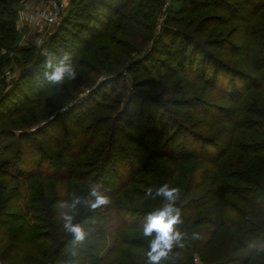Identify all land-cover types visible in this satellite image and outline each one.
<instances>
[{
	"label": "trees",
	"instance_id": "1",
	"mask_svg": "<svg viewBox=\"0 0 264 264\" xmlns=\"http://www.w3.org/2000/svg\"><path fill=\"white\" fill-rule=\"evenodd\" d=\"M20 1L0 0V71L10 60L20 63L18 57L10 55L13 51L22 54L23 64L33 60L29 49L17 48L19 33L16 29L15 5ZM90 7H94L98 13H89ZM262 8L264 0H170L164 23L165 27L175 21L187 19L184 24H179L181 27L169 32L171 37L180 40L177 66L189 77L187 82L197 84L199 79L203 80V72L206 71V66L211 64L210 77L204 79V83L214 89L220 97L233 101L238 106L236 111L243 116L235 122L230 132L232 137V134L238 131L240 137L247 141L237 144L239 159L235 167L226 169L229 158L223 156L220 141L217 142L215 136L205 137L206 135L202 136L182 126L165 136L163 131L158 129L157 111L145 117L138 105L141 98H132L110 121L101 119L102 112L105 111L104 104L96 103L88 108L89 116L97 115L96 120L90 123H85L89 116L86 117L81 111L72 112V108L66 116L69 126L62 127L59 123L61 116L57 114L49 124L45 123L32 133L22 132L14 135L15 141H11V134L0 127V176L17 177L9 167L16 169L18 164L26 162L27 167L18 173L23 182L51 178L49 171L42 170L43 164L64 168L63 176L70 180L74 171L82 166L76 159L80 155L90 154L96 137L105 130L108 135L99 150L102 153L98 163L100 172L109 170L112 174L116 173L112 169L114 159L120 162L128 160L133 166L137 159H141L144 164L151 158H161L172 167L168 175L169 179H172L179 164L194 163V174L188 179L177 202V206L182 210L183 223L176 225V228L183 233V239L180 244L174 245L169 258L162 264H189L188 259L191 258L193 250L199 251L201 262L204 264H264V50L251 56L249 66L252 70H241L209 51L223 50L224 55L237 56L240 47L232 41L234 28L226 31L224 35L222 31L217 35L208 31L211 26L225 25L233 20L245 22L243 27L247 31L246 21ZM204 9L213 12L209 11L196 19L194 15L188 17ZM115 14V9L104 1H78L69 15L58 24L52 36L65 37L69 34L73 48L88 49L106 35ZM169 33L167 32V36ZM162 37L156 42L161 43ZM99 50L100 46L96 45L93 55ZM58 62L52 60L53 67ZM40 64L41 61L34 60L32 66L24 68L12 87L0 96V122L21 113L27 103L26 99H30L29 96L33 97L29 101L38 103V96L43 87L47 86L45 76L39 75L35 70ZM150 103L153 104L149 101ZM170 105L174 116L187 123L192 121L193 115L205 111L203 108L209 103L206 99L187 95L181 86L175 89ZM188 114L192 116L189 118ZM143 117L146 123L150 124L149 128L154 136L152 140L132 133L140 126ZM180 124L178 122V125ZM152 125L156 126L155 129H151ZM32 141L39 144L36 158L31 152ZM228 141L229 147H234L230 138ZM131 145L133 147H129ZM9 150H13V155L5 157ZM63 151L69 157V162L59 159L58 154ZM33 160L40 164L39 170L34 168ZM212 168H218V171L213 173ZM90 181H93V178H90ZM208 181V191L216 193L214 200L207 213L194 217L199 200L192 198L189 193L200 189ZM89 182L82 184V195L88 194ZM126 182H120L112 189L113 193L120 192L122 186L127 185ZM132 192L138 198H143L145 190ZM223 195L232 197L238 206L223 199ZM23 196L18 190L10 191L6 196L0 191V208L7 207L11 202L27 207ZM68 197L69 193L66 194V198ZM101 210L87 213L81 208L78 218L90 224L89 220L97 217ZM88 231L86 240L78 245L85 246L92 239L101 238L104 234L103 229L88 227ZM221 232L231 244L228 252L216 250L214 247L213 242ZM3 234L0 235V264H74L76 260V254H73L75 247L71 244L72 238L69 235L62 241L56 240V243L48 245V248L44 243H40L35 249L26 251L20 241L10 239L4 244ZM202 236L207 237L201 241ZM140 246L147 251L148 244ZM121 251L119 244L113 243L108 248L107 255L88 253L86 257L90 258V264H120L111 260V257L115 252L120 254ZM123 253L124 264H147L145 253Z\"/></svg>",
	"mask_w": 264,
	"mask_h": 264
},
{
	"label": "rangeland",
	"instance_id": "2",
	"mask_svg": "<svg viewBox=\"0 0 264 264\" xmlns=\"http://www.w3.org/2000/svg\"><path fill=\"white\" fill-rule=\"evenodd\" d=\"M51 1L21 0L15 5L16 29L19 33L17 48L29 49L33 60L23 64L22 54L17 51L10 54L18 57L20 63L10 60L3 65L0 71V96L12 87L24 68L32 66L34 60L42 62L35 70L39 75L45 76L44 73L48 70L44 67V61L49 56H52L53 60L59 61L66 53L70 54L77 72V79L66 81L62 86H52L46 80L47 86L43 87L37 104L34 101H29L33 98L29 96L30 99H26L27 103L21 113L0 122V127L11 134V141H15L14 135L22 132L32 133L45 123L49 124L57 114L61 116L59 123L62 127L69 126L66 116L72 108V112L81 111L88 117L89 107L95 106L96 103H103L105 111L102 112L101 119L110 121L126 107L132 98H141L138 105L145 117L157 111L158 129L163 131V135H170L174 129H179L182 126L202 136L206 135L205 137L215 136L217 142L220 141L223 156L229 158L228 164L225 165L226 169L235 167L239 159L237 144L247 141L240 137L238 131L233 133L232 137H230V132L235 122L243 116L241 117L240 112L236 111L238 106L233 101L220 97L214 89L204 83V79L210 77L211 64L206 66L203 80L199 79L197 84L187 82L189 77H186L177 66L181 47L180 40L171 37V33H169L175 31L177 27H181L179 24H184L187 19L175 21L164 27L170 0H101L111 5L116 14L112 17L106 35L84 50L73 48L69 34L65 37L52 36V34L56 31L58 24L75 8L78 1L84 3L85 0H67L60 20L47 31L39 32L28 25L27 15L48 6ZM209 11L213 12L210 9H204L194 12L188 17L194 15L196 19ZM88 12L95 14L96 10L94 7H90ZM246 22L248 23L247 31L243 27L245 22L241 20H233L225 25L211 26L208 30L213 35H217L221 31L224 35L226 31L234 28L231 37L233 43L240 47L237 56L224 55L223 50L209 49V51L212 55L238 66L241 70L250 71L252 70L249 66L251 56L264 50V8ZM159 37L163 38L161 43L156 42ZM96 45L100 46V50L93 55ZM49 71L51 70L49 69ZM166 74L168 76H164ZM181 86L187 95H195L202 100L206 99L209 103L204 106L203 110L205 111L199 115L188 114L187 117L192 116V121L187 123L174 116L170 105V99L174 95L175 89ZM56 88H60L61 91L57 92ZM149 101L153 104H149ZM96 118L97 115H91L85 123L93 122ZM178 122L181 124L178 125ZM149 125L144 118L140 126L132 133L138 137L152 140L154 136ZM155 127L152 125L151 129H155ZM107 133L108 131L104 130L96 137L90 148V154L80 155L76 159L82 163V166L74 171L70 180L63 176L64 168L43 164L42 170L49 171L52 174L51 178L23 182L18 173L27 167L26 162L18 164L16 169L9 167L17 177L0 176V191L3 192V195L6 196L10 191L18 190L24 195L27 204L25 207L14 205L11 202L5 208L1 206L0 235L4 233L2 235L4 244L13 239L22 242L24 249L30 251L40 243H44L48 248V245H54L56 240L65 239L68 234L64 232L62 223L58 219L61 209L57 208L56 204L59 201L68 200L73 194L82 195V184L93 178V182L103 183L104 190L112 197V204L103 208L97 217L89 220L90 224L85 222L87 227L92 229H103L104 234L101 238L92 239L85 246L73 245L71 242L75 247L76 254L74 264H90V258L86 257L88 253L99 256L107 255L108 248L113 243L119 244L122 253L115 252L111 260L120 264L125 262L123 252H146L140 246V244H148L146 238L142 236L140 225L149 211L162 206L163 199L162 197L146 200L138 198L132 190L156 188L164 182H169L174 186H179L182 192L188 179L194 174V163L179 164L172 179L168 177L172 167L161 158H151L144 164L141 159H137L133 166L128 160L120 162L114 159L112 169L116 173L112 174V171L109 170L100 172L98 163L102 153L99 150L102 148L101 144L106 139ZM229 138L234 144L232 148L227 144ZM37 142L32 141L31 143V152L35 154V158L39 150ZM221 142L224 143L221 144ZM129 147H133V145ZM13 153V150H9L5 157L13 155ZM58 156L61 160L70 161L64 151ZM34 162V168L39 170L40 164ZM212 171L215 173L218 168H212ZM125 181H127V185L122 186L121 191L117 194L113 193L112 189L116 188L120 182L125 183ZM209 186L210 182L208 181L200 189L189 193L192 198L199 200L196 203L194 217L207 213L214 200L216 193L209 192ZM68 193L69 197L66 198ZM223 199L238 206L232 197L223 195ZM6 212L7 214H5ZM206 237L202 236L201 241ZM213 244L219 251L228 252L231 248V244L222 232ZM197 246L201 249L200 244ZM199 254V251L193 250L191 258L188 259L189 264L190 262L191 264H204L201 262Z\"/></svg>",
	"mask_w": 264,
	"mask_h": 264
},
{
	"label": "clouds",
	"instance_id": "3",
	"mask_svg": "<svg viewBox=\"0 0 264 264\" xmlns=\"http://www.w3.org/2000/svg\"><path fill=\"white\" fill-rule=\"evenodd\" d=\"M53 57L49 56L44 61V67L51 69L45 71L46 80L52 86H62L66 81H75L77 72L70 54H65L58 64L53 67ZM57 92L60 88L55 89ZM181 196V188L169 182L162 183L159 187H148L143 199L162 197L163 203L159 208L149 211L141 226L142 236L146 238L148 247L145 252L147 264H162L169 258V253L174 245L181 243L183 233L177 230L176 225L183 223L182 210L177 206ZM112 204V197L104 190L102 182L88 183L87 195H71L68 200L59 201L56 207L61 209L58 219L62 228L72 238V244L83 243L89 235L85 222L78 218L79 210L95 213ZM73 254H75L73 252Z\"/></svg>",
	"mask_w": 264,
	"mask_h": 264
},
{
	"label": "built area",
	"instance_id": "4",
	"mask_svg": "<svg viewBox=\"0 0 264 264\" xmlns=\"http://www.w3.org/2000/svg\"><path fill=\"white\" fill-rule=\"evenodd\" d=\"M66 1L52 0L48 6L30 12L26 17L28 25L39 32L47 31L60 20Z\"/></svg>",
	"mask_w": 264,
	"mask_h": 264
}]
</instances>
